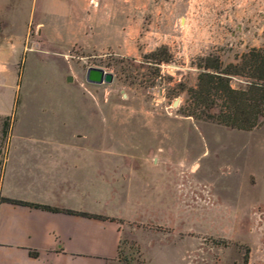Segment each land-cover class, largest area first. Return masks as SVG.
<instances>
[{"label":"rangeland","instance_id":"374dc122","mask_svg":"<svg viewBox=\"0 0 264 264\" xmlns=\"http://www.w3.org/2000/svg\"><path fill=\"white\" fill-rule=\"evenodd\" d=\"M97 1L70 2L80 41L68 51L43 44L28 26L20 84L19 59L11 58L3 110L11 113L16 92L26 117L66 114L61 103L75 95L79 109L106 117L107 145L123 147V162L138 170L123 185L138 199L124 202L131 218L122 220L123 264H241L246 251L248 264H264V121L239 130L179 110L197 82L199 57L236 62L264 44V0ZM22 2L39 16L40 0ZM90 66L113 80L88 82Z\"/></svg>","mask_w":264,"mask_h":264},{"label":"crops","instance_id":"0c3cea01","mask_svg":"<svg viewBox=\"0 0 264 264\" xmlns=\"http://www.w3.org/2000/svg\"><path fill=\"white\" fill-rule=\"evenodd\" d=\"M22 1L0 0V97L10 85L11 58L19 59L18 87L28 26H36L43 44L63 46V52L80 41L74 36L75 17L69 15L70 2L82 0H40L37 18L27 14ZM47 15L50 25L44 22ZM17 25L22 34L14 32ZM70 98L61 103L66 114L56 110L27 117L20 99L5 133L3 121L11 113L0 102V197L58 209L0 201V264H123L122 220L131 218L124 202L138 201L123 194V185H132L138 170L123 162V147L107 145L106 117L79 109L83 103L76 104L75 95Z\"/></svg>","mask_w":264,"mask_h":264},{"label":"trees","instance_id":"16d2710c","mask_svg":"<svg viewBox=\"0 0 264 264\" xmlns=\"http://www.w3.org/2000/svg\"><path fill=\"white\" fill-rule=\"evenodd\" d=\"M197 82L187 88V104L180 107V114L197 120L212 121L230 128L251 130L264 121V44L251 47L242 53L236 62L224 63L218 55L212 53L198 58ZM167 60V59H163ZM21 63L18 72L20 84ZM233 77L245 80L244 87H234ZM19 96L17 94L11 115L3 121V133L10 121L16 118ZM0 201L25 204L45 210L57 211V208L29 203L16 199L0 197ZM72 212L71 210H66ZM95 218L102 215L81 213ZM36 255V252H32ZM241 264H248L246 251Z\"/></svg>","mask_w":264,"mask_h":264},{"label":"water","instance_id":"95a60500","mask_svg":"<svg viewBox=\"0 0 264 264\" xmlns=\"http://www.w3.org/2000/svg\"><path fill=\"white\" fill-rule=\"evenodd\" d=\"M86 80L90 83L101 84L104 82H111L113 80V74L104 70L102 67L90 66L86 70ZM72 76L67 75V81H71Z\"/></svg>","mask_w":264,"mask_h":264},{"label":"built area","instance_id":"2783aa9c","mask_svg":"<svg viewBox=\"0 0 264 264\" xmlns=\"http://www.w3.org/2000/svg\"><path fill=\"white\" fill-rule=\"evenodd\" d=\"M90 1V3H92L93 5H97V0H89Z\"/></svg>","mask_w":264,"mask_h":264}]
</instances>
